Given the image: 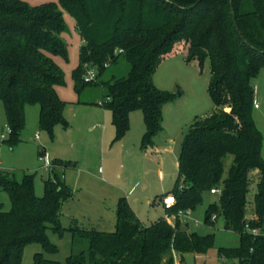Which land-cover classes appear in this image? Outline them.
Returning a JSON list of instances; mask_svg holds the SVG:
<instances>
[{"label": "trees", "instance_id": "obj_1", "mask_svg": "<svg viewBox=\"0 0 264 264\" xmlns=\"http://www.w3.org/2000/svg\"><path fill=\"white\" fill-rule=\"evenodd\" d=\"M76 19L83 40L80 63L74 70L75 88L81 92L87 65L97 70V80L121 57L130 65L126 76L104 82V105L112 112L116 140L130 130V115L141 110L146 132L142 147L151 145L161 130L163 107L174 95L153 83L156 69L167 57L186 53L189 63L210 64V95L215 111L198 119L186 135L179 154L174 199L164 204L166 215L197 211L205 195L221 188L219 203L209 204L205 222L222 214L226 228L240 234L237 246L219 248V254L239 264H264V158L263 135L253 111L256 81L264 72V0H59ZM66 31L63 14L54 2L31 6L21 0H0V100L10 129V141L20 140L25 127V107L40 106V125L52 137L55 126L68 128L66 102L57 87L65 84L55 57L68 58L61 37ZM233 163L225 177V158ZM44 153L40 152V156ZM72 167L56 159L44 195L35 193L34 175L17 181L0 173V194L11 201L5 210L0 198V264H21L28 244L40 243L46 253L58 247L48 230L62 236L61 208L72 189L59 173ZM255 171L254 176L251 172ZM212 194V193H211ZM116 230L81 228L74 236L89 242L88 249L73 250L68 264H176L174 252L206 253L214 235H200L178 217L175 225L162 217L144 225L127 197L118 201ZM258 229L259 234L248 231ZM34 264H61L35 255Z\"/></svg>", "mask_w": 264, "mask_h": 264}, {"label": "rangeland", "instance_id": "obj_2", "mask_svg": "<svg viewBox=\"0 0 264 264\" xmlns=\"http://www.w3.org/2000/svg\"><path fill=\"white\" fill-rule=\"evenodd\" d=\"M21 1L31 6L54 2L63 14L66 31L61 37L67 46L68 58L57 56L55 60L64 73L65 84L58 86L57 92L67 103L64 117L68 128L56 125L52 137L40 125V106L28 104L20 140L12 143L5 107L0 100V173H9L19 182L25 174L34 175L35 193L41 197L51 176L40 152L47 153L51 162L60 159L72 165L60 173L72 189V196L63 202L61 208V224L66 230L62 236L48 230L49 240L58 251L46 253L42 244L31 243L25 247L21 260V264H34L35 255L43 252L49 259L68 264L67 258L73 250L89 247L88 241L74 236L70 229L74 226L73 219L81 228L113 232L116 230L118 201L128 196L131 190L129 197L138 199L132 205L143 223L152 225L166 216L164 201L159 197L175 186L182 143L194 122L211 116L216 109L209 91L210 64L206 62L201 68L195 62L189 63L186 53L179 51L164 59L156 69L152 77L154 85L162 92L173 94L174 98L163 107L161 130L151 143L153 149L145 151L147 148L142 147L146 130L143 112H132L130 130L123 139L116 140L112 112L103 103L108 94L104 82L126 76L130 70L125 57L113 63L97 80L87 82L84 79L93 85L78 92L73 72L79 66L80 48L84 42L76 19L59 0ZM256 86L260 107L254 109L253 117L263 135L264 158V72L257 79ZM233 159L232 154L225 158V177ZM254 172H251L252 177H255ZM0 198L5 210H10L9 194L3 191ZM219 199L218 194L207 193L204 203L187 222L189 228L200 235L213 234L214 246L206 253L174 252L176 264H239L237 259L222 257L219 248L237 246L240 234L226 228L222 214L213 216V225L205 222L209 204L219 203Z\"/></svg>", "mask_w": 264, "mask_h": 264}, {"label": "built area", "instance_id": "obj_3", "mask_svg": "<svg viewBox=\"0 0 264 264\" xmlns=\"http://www.w3.org/2000/svg\"><path fill=\"white\" fill-rule=\"evenodd\" d=\"M96 77H97V70L95 68L89 67L87 65V72H86V74L84 76L85 81L91 82V81L95 80ZM254 106H255V108H259L260 107V102H259L258 97H257V87H256V92H255V98H254ZM9 133H10V129H9ZM2 137H4V135H2ZM43 160H44V163L47 165V168H49L50 165H51V161H50L49 156L47 155V153H45L43 155ZM221 192H222V189L218 188V187H215V188H213L211 190L212 194L220 195ZM173 203H174V199L173 198H171V197H165L164 198V204H166L167 206H170ZM192 215H193V212L191 210L181 211V212H179L178 215H171V216L167 215L166 216V220L170 224L175 225L176 220H177L178 217L182 218V220L187 222L189 220H192ZM195 221H196V223H199V220H195ZM246 228L248 229V231H251L254 234H259V230L258 229H251L249 225H247Z\"/></svg>", "mask_w": 264, "mask_h": 264}, {"label": "crops", "instance_id": "obj_4", "mask_svg": "<svg viewBox=\"0 0 264 264\" xmlns=\"http://www.w3.org/2000/svg\"><path fill=\"white\" fill-rule=\"evenodd\" d=\"M131 114H132V113H131ZM130 116H131V115H130ZM143 119H144V115H143ZM144 122H145V121H144ZM114 127H115V126H114ZM145 127H146V126H145ZM145 129H146V128H145ZM115 132H116V129H115ZM145 132H146V130H145ZM145 132H144V134H145ZM144 134H143V136H144ZM142 140H143V137H142ZM151 149H153V148H152L151 145H149V146L147 147V149H145V151H149V150H151ZM70 168H71V167H70ZM178 170H179V158H178ZM58 171H59V173H61L62 169H59ZM49 174H50V176H52L50 172H49ZM60 175H61V174H60ZM61 176H62V175H61ZM160 176H161V179L164 180V173H163V171L160 172ZM62 177H63V176H62ZM131 192H132V190H131L128 194L130 195ZM166 194H167V193H164V194L162 195V197H159L160 200H161L162 202L164 201V198L167 197ZM129 195L126 196V197L128 198V200H129V202H130V204H131V206H132V208H133L134 205H132V204L138 202V199H135L134 196H133V197H129ZM163 205H164V202H163ZM133 209H134V208H133ZM134 211H135V209H134ZM135 212H136V211H135ZM136 214H137V212H136ZM137 216H138V214H137ZM166 216H167V215H166ZM166 216H165L164 218H166ZM138 217H139V216H138ZM139 219H140V218H139ZM73 220H75V219H73ZM116 222H117V219H116ZM143 224L146 225L145 223H143ZM147 226H149V225H147Z\"/></svg>", "mask_w": 264, "mask_h": 264}]
</instances>
